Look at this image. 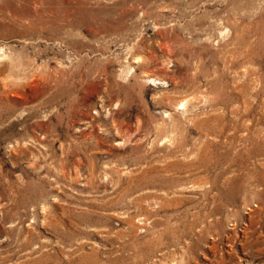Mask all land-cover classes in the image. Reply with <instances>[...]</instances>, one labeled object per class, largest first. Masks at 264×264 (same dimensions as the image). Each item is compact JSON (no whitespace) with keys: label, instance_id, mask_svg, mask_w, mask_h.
<instances>
[{"label":"rangeland","instance_id":"rangeland-1","mask_svg":"<svg viewBox=\"0 0 264 264\" xmlns=\"http://www.w3.org/2000/svg\"><path fill=\"white\" fill-rule=\"evenodd\" d=\"M1 46L0 264H264V0H0Z\"/></svg>","mask_w":264,"mask_h":264},{"label":"bare ground","instance_id":"bare-ground-1","mask_svg":"<svg viewBox=\"0 0 264 264\" xmlns=\"http://www.w3.org/2000/svg\"><path fill=\"white\" fill-rule=\"evenodd\" d=\"M230 31L229 28H224V30L222 32H220L221 35H226L228 34ZM132 52V51H131ZM11 52L10 50H8V47L6 46H1L0 47V79L4 80L7 77L4 76L6 71H9V76H11L13 78V80L15 79V77L12 74V70H17V67L20 68L21 64H22V59H20L19 57H17V63L15 62V60L11 57ZM132 54V53H131ZM142 58L140 56H136L134 57V61L139 62L141 61ZM145 80L151 81L152 83H157L159 80L158 78H154L150 75H147L145 77ZM11 81V80H10ZM190 103V99H188L187 97H182L180 99L177 100V108L178 109H182L185 110L186 107L189 105ZM117 105V104H115ZM166 137H170L171 136H166ZM76 175L78 174V170H76ZM254 206H258L257 204H254ZM253 211V210H252ZM230 225H234L233 223H230Z\"/></svg>","mask_w":264,"mask_h":264}]
</instances>
